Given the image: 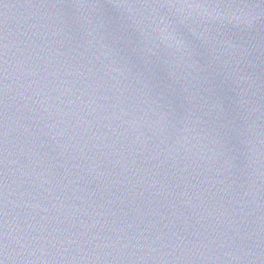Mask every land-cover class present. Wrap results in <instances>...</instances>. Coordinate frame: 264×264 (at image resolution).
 I'll return each instance as SVG.
<instances>
[{"label": "water", "instance_id": "1", "mask_svg": "<svg viewBox=\"0 0 264 264\" xmlns=\"http://www.w3.org/2000/svg\"><path fill=\"white\" fill-rule=\"evenodd\" d=\"M0 264H264V0H0Z\"/></svg>", "mask_w": 264, "mask_h": 264}]
</instances>
